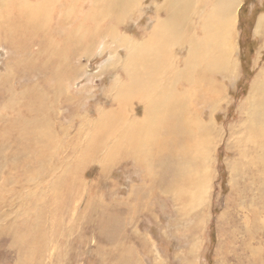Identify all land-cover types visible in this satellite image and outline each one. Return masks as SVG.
I'll list each match as a JSON object with an SVG mask.
<instances>
[{"label": "rangeland", "instance_id": "374dc122", "mask_svg": "<svg viewBox=\"0 0 264 264\" xmlns=\"http://www.w3.org/2000/svg\"><path fill=\"white\" fill-rule=\"evenodd\" d=\"M151 2L143 0L139 15L120 26L122 36L144 40L153 24ZM236 10L235 51L223 60L226 73L213 74V85H205L211 100L206 121H212L220 132L212 135L214 147L200 157L201 168L191 156V171L182 174L186 179L169 191L163 184L182 181L172 163L154 166V175L145 183L134 162L108 158L113 155L116 138L129 128L127 123L118 126L112 121L143 114V106L127 102L126 113L115 104L111 118L104 117L115 96L113 82L122 73L112 63L121 55L125 57L124 51L115 55L111 45L103 52L97 43L73 57L58 45L57 55H50L55 66L47 70L51 73L60 67L56 81L50 76L12 75L9 69L15 68L16 61L10 58L25 60L28 54L14 53L13 42L4 43L0 37V114L11 117V107L5 114L2 109L12 91L38 86L48 94L44 115L54 136L45 142L48 156L38 164L36 174L20 178V182L21 170L28 166L11 170L4 162L15 157L17 163L36 164V155L20 158V149L4 134L5 125L0 123V144L9 145L6 161L0 155V188L2 184L6 187L0 190V264H264V179L259 180L262 172H257L256 180L244 170L238 153L244 147L242 140L248 142L241 139V129L248 122L252 97L258 96L255 83L264 81V32L257 33L264 18V0H239ZM34 41L28 43L29 50L41 63L49 54L41 37ZM208 60L212 65L220 63L216 48L210 50ZM227 60L235 62V71H227ZM70 68L78 75H69ZM56 84L63 85L62 92H55ZM98 124L103 125L94 129ZM113 127L119 128V133L107 137ZM81 128L103 130L96 139L97 150L93 144L81 153L86 140L85 135L77 140ZM79 141L83 143L77 144ZM105 141L108 144L102 149ZM29 144L43 154L44 141L29 139ZM248 144L247 149L252 150L251 141ZM194 171L199 190L187 179ZM70 173L74 185L71 179L68 182ZM11 174L12 181L7 184ZM34 182L38 183L36 189Z\"/></svg>", "mask_w": 264, "mask_h": 264}, {"label": "bare ground", "instance_id": "6f19581e", "mask_svg": "<svg viewBox=\"0 0 264 264\" xmlns=\"http://www.w3.org/2000/svg\"><path fill=\"white\" fill-rule=\"evenodd\" d=\"M142 1L0 0V37L3 38L4 43L13 42L14 53L17 52L21 56L28 54L25 60L10 58L16 61L15 68L9 69L12 75L26 74L24 77L39 75L44 78L50 76L56 81L60 78V67L51 73L47 70L49 66L53 68L55 66L52 57L50 60V55H57L60 47L58 45L63 49L66 48L73 57H78L81 52L86 53L84 48L92 49L97 43L102 46L103 52L112 46L115 47L111 48L115 55H121L120 50L124 51L125 57L118 56L120 59L112 63V66H119L122 73L113 82L116 91L115 96L111 97L112 108L105 111L104 117L111 118L115 104L126 113L127 102H136L143 106V114L139 117L136 114L130 115L127 120L119 117L112 121L118 126L127 123L129 128L123 136L116 138L117 143L112 146L113 155L108 158L113 159L117 156L118 162L122 160L134 162V166L143 174L141 179L145 183L154 175L152 171L154 166L166 162L172 163L182 181L178 184L172 183V186L163 184L162 188L169 191L177 188L186 179V175L183 177L182 174L191 171H189L191 156L194 157V163L198 162L201 168L203 162L200 157L210 149V146L214 147L212 135L220 132L212 121H206L208 116L205 111L209 110L211 100L205 91V85L209 87L213 85V74L225 75L226 66L223 60L228 54L232 56L235 51L233 31L237 15L235 10L239 0H212V2L152 0L154 17H151L153 22L151 31L145 32L146 37L143 41L129 40L122 36L123 29L120 26L126 20L139 15L138 10ZM142 14L143 12L140 17ZM258 32H264V18L260 19L257 26ZM38 37H41L44 45L42 47L49 54L43 62L40 61L41 63L39 59L34 58L37 55L29 50L28 45L31 40L34 41ZM213 48L220 53V63L214 65L208 60V54ZM67 60L69 62V57ZM233 62L227 60L229 73L236 70V64ZM72 74L78 75V71L70 68L69 75ZM56 85L58 88L55 92H62L63 85ZM216 86L219 89V84ZM254 89V92H258V96L252 97L248 122L241 129V139H246L248 142L242 140L244 147L238 150V153L242 168L250 171L254 179L258 180L257 172H262L259 176L260 180V178L264 179V90H262L264 81H257ZM46 92L34 85L33 87L28 85V88L20 93L12 91L2 109V113L5 114L6 109L11 107L13 112L11 117H2L0 114V123L5 125L4 134H9L12 137L10 138L12 144L20 149L19 157L36 155V164L26 159L24 161L31 165H23L22 162L18 164L13 156V160L6 161L4 159L6 156L9 157L6 153L9 145L6 142L0 144V155L11 170L20 169L22 166L29 167L22 168L19 179L30 178L36 174L38 164L48 156L45 142L54 139L48 118L44 115L47 111ZM102 125H94V129ZM86 129L81 128L76 134L77 140L79 136L85 135V145L81 153L93 144L97 150V140L103 131L97 132L90 128L85 131ZM118 130L119 128L113 127L107 137L115 136L114 132ZM29 139L44 141L42 155L37 153L34 145L29 144ZM249 141L253 144L252 150L247 149ZM79 143L83 142H77ZM107 144L108 141L102 142L101 148H106ZM46 172L49 173L48 170ZM196 176L197 173L194 171V175L187 179L194 190H199V180H196ZM12 177L11 174L5 180L6 183L11 182ZM67 179L68 182L71 179L74 185L73 173H70ZM37 187L38 183L34 182L33 188ZM0 190L4 191L6 187L3 188L2 184ZM31 246L34 248V245Z\"/></svg>", "mask_w": 264, "mask_h": 264}]
</instances>
